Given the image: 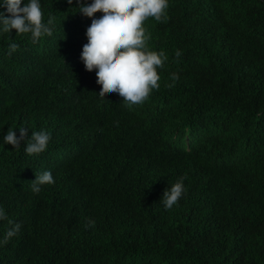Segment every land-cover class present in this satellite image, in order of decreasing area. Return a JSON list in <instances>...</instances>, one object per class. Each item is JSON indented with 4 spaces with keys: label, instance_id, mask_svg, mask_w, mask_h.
I'll return each instance as SVG.
<instances>
[{
    "label": "trees",
    "instance_id": "trees-1",
    "mask_svg": "<svg viewBox=\"0 0 264 264\" xmlns=\"http://www.w3.org/2000/svg\"><path fill=\"white\" fill-rule=\"evenodd\" d=\"M40 2L52 36L0 35V206L21 224L0 264H264V0H169L144 22L160 86L132 108L80 59L91 18ZM19 127L47 149L4 145ZM45 170L55 183L33 193Z\"/></svg>",
    "mask_w": 264,
    "mask_h": 264
},
{
    "label": "clouds",
    "instance_id": "clouds-1",
    "mask_svg": "<svg viewBox=\"0 0 264 264\" xmlns=\"http://www.w3.org/2000/svg\"><path fill=\"white\" fill-rule=\"evenodd\" d=\"M65 2L71 6L74 0ZM75 4L76 13L91 18L80 59L86 70L95 69L96 80L101 85L98 95L103 97L106 91L116 93L129 108L143 104L150 93L159 88L158 69L163 68L167 60L163 51L149 49L147 41L150 36L146 33L144 22L150 17L156 21L166 18L169 0H75ZM97 12L100 14L95 15ZM53 26L52 16L47 21L43 19L40 0H0V35H10L14 29L16 34L30 35L35 43L41 37L52 36ZM17 48L16 43L9 44L8 54L11 55ZM180 55L177 51L176 56ZM177 79L178 76L173 74L172 80L175 82ZM28 131L26 127L8 129L3 135V144L12 145L14 149L24 144V152L29 156L43 153L51 134L42 129L31 132L29 136ZM185 179L178 178L164 190L160 203L165 210H171L186 193ZM54 183L51 171L45 170L35 175L31 189L33 193H39L41 186ZM4 220L10 227L0 239V246L8 243L21 228V224L9 219L0 206V221ZM88 223L94 226L95 221Z\"/></svg>",
    "mask_w": 264,
    "mask_h": 264
}]
</instances>
